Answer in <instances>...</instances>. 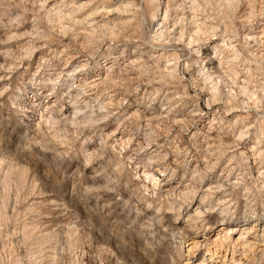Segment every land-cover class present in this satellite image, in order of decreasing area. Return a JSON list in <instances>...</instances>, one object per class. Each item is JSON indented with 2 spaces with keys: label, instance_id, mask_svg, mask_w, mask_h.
Listing matches in <instances>:
<instances>
[{
  "label": "clouds",
  "instance_id": "clouds-1",
  "mask_svg": "<svg viewBox=\"0 0 264 264\" xmlns=\"http://www.w3.org/2000/svg\"><path fill=\"white\" fill-rule=\"evenodd\" d=\"M0 264H264V0H0Z\"/></svg>",
  "mask_w": 264,
  "mask_h": 264
},
{
  "label": "bare ground",
  "instance_id": "bare-ground-1",
  "mask_svg": "<svg viewBox=\"0 0 264 264\" xmlns=\"http://www.w3.org/2000/svg\"><path fill=\"white\" fill-rule=\"evenodd\" d=\"M225 255H226V253H225Z\"/></svg>",
  "mask_w": 264,
  "mask_h": 264
}]
</instances>
